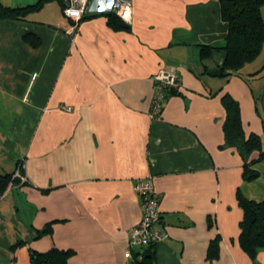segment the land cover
I'll return each instance as SVG.
<instances>
[{"label": "crops", "instance_id": "0c3cea01", "mask_svg": "<svg viewBox=\"0 0 264 264\" xmlns=\"http://www.w3.org/2000/svg\"><path fill=\"white\" fill-rule=\"evenodd\" d=\"M101 3L75 29L61 0L0 18V173L22 162L25 177L0 191V264H32L30 250L52 247L68 264H138L126 250L142 214L134 185L147 176L163 232L152 264H264V248L254 263L240 247L237 199L264 198V158L244 179L222 103L237 101L244 136L264 152V42L219 76L222 49L201 47L224 43L220 0H132L125 26ZM171 66L179 86L152 116L154 76Z\"/></svg>", "mask_w": 264, "mask_h": 264}, {"label": "trees", "instance_id": "16d2710c", "mask_svg": "<svg viewBox=\"0 0 264 264\" xmlns=\"http://www.w3.org/2000/svg\"><path fill=\"white\" fill-rule=\"evenodd\" d=\"M44 1L46 0H36L34 3L17 7L3 5L0 2V18L22 17L27 12L37 9ZM263 4L264 0H220L221 17L227 23L224 43L221 47L207 45L201 47L202 52L209 50L208 48L222 49L223 51L222 61L212 74L227 76L257 56L264 42V23L260 13ZM114 16L109 18L111 24L125 26V21ZM174 91L175 89H170L168 93ZM168 93L166 97L169 95ZM222 103L225 108L223 126L225 141L239 149L244 160L243 177L246 180H252L258 175V171L252 165L257 160L264 158L260 138L255 133H250L247 137L244 136L239 104L233 97L223 94ZM254 150L259 152L258 158L249 159ZM12 174L13 172L0 173V191H3L10 181L15 180L12 178ZM237 199L243 211L239 222V244L255 263L257 252L264 248V198L251 200L238 192ZM20 244L22 242L17 241L11 245V248ZM152 246L153 244L150 245V249L145 248L141 259L137 260L138 264H152ZM67 252L56 247L44 252L30 250V260L32 264H68Z\"/></svg>", "mask_w": 264, "mask_h": 264}, {"label": "built area", "instance_id": "2783aa9c", "mask_svg": "<svg viewBox=\"0 0 264 264\" xmlns=\"http://www.w3.org/2000/svg\"><path fill=\"white\" fill-rule=\"evenodd\" d=\"M105 9L108 0H103ZM92 0H61L62 13L68 20L71 21V29L77 27L78 22L93 9L91 6ZM100 5L97 7L99 11ZM69 10L77 14L73 16L69 14ZM121 20L124 12L129 13V19L132 14V0H114L113 6L110 9ZM125 21V22H127ZM156 80V90L151 104V115H157L166 99V92L170 89H176L179 86L178 76L174 67L162 68L154 76ZM22 167V162H18L16 171L12 174V178L18 177L21 181L25 179L23 175L19 173ZM135 192L141 198L142 214L138 222L130 229L128 238V248L126 250V256L133 257L136 260L141 259L142 254L146 247L154 244L160 240L163 236L162 230L159 228L160 211L158 197L154 192L151 176L141 178L137 180L134 185ZM134 247L136 250L134 251Z\"/></svg>", "mask_w": 264, "mask_h": 264}, {"label": "clouds", "instance_id": "9594fccd", "mask_svg": "<svg viewBox=\"0 0 264 264\" xmlns=\"http://www.w3.org/2000/svg\"><path fill=\"white\" fill-rule=\"evenodd\" d=\"M113 3H114V0H108V3H107V5H106V7L110 10V9L112 8V6H113ZM101 9H103V11L105 10V5H104L103 3L100 4V9H99V10L101 11ZM90 10H91V9H90ZM69 14H70V15H73V16H77L76 13L71 12L70 10H69ZM118 15H122V18H123L125 21H127V20L129 19V13H128V12H124L123 14L118 13Z\"/></svg>", "mask_w": 264, "mask_h": 264}, {"label": "water", "instance_id": "95a60500", "mask_svg": "<svg viewBox=\"0 0 264 264\" xmlns=\"http://www.w3.org/2000/svg\"><path fill=\"white\" fill-rule=\"evenodd\" d=\"M147 249H150V246H148Z\"/></svg>", "mask_w": 264, "mask_h": 264}, {"label": "snow or ice", "instance_id": "6c2138e0", "mask_svg": "<svg viewBox=\"0 0 264 264\" xmlns=\"http://www.w3.org/2000/svg\"><path fill=\"white\" fill-rule=\"evenodd\" d=\"M101 11H103V9H101Z\"/></svg>", "mask_w": 264, "mask_h": 264}]
</instances>
